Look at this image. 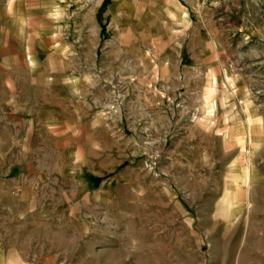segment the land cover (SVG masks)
Instances as JSON below:
<instances>
[{"label":"rangeland","instance_id":"obj_1","mask_svg":"<svg viewBox=\"0 0 264 264\" xmlns=\"http://www.w3.org/2000/svg\"><path fill=\"white\" fill-rule=\"evenodd\" d=\"M3 153L0 264H264V0H0Z\"/></svg>","mask_w":264,"mask_h":264},{"label":"crops","instance_id":"obj_2","mask_svg":"<svg viewBox=\"0 0 264 264\" xmlns=\"http://www.w3.org/2000/svg\"><path fill=\"white\" fill-rule=\"evenodd\" d=\"M102 29V26L101 28ZM35 55V54H34ZM71 95L68 96V94L65 93H59L57 90L48 88L44 89L41 92V97L37 98V96H34L32 99V105L30 106L31 108H35L36 102L42 104V107L49 111H54V110H61L62 112H66L68 115H71V117H65L61 119L54 120L52 118H49L47 121H94L90 120V118H85L87 113H83L82 109L80 107L82 99H84L86 96L84 93L81 92V90L78 89V87H73V91L71 92ZM28 107V108H30ZM0 157L5 158V157H11V154H1ZM24 164L22 163H15L12 162L11 160L9 161V167H5L4 169H0V189L5 190L6 187H10L11 189H14L12 186V181L10 179L18 177H25L27 174L24 168ZM22 181V180H21ZM26 182V181H25ZM8 184V186H7ZM22 186L23 188H20ZM29 186H26L24 184V181L22 185H15V188L18 189H28Z\"/></svg>","mask_w":264,"mask_h":264},{"label":"bare ground","instance_id":"obj_3","mask_svg":"<svg viewBox=\"0 0 264 264\" xmlns=\"http://www.w3.org/2000/svg\"><path fill=\"white\" fill-rule=\"evenodd\" d=\"M212 81L213 80H210V86H209V90H208V94H207V97H206V99H207V103H208V108H210V109H212V108H214L215 107V103H214V91H215V84H214V82L212 83ZM207 109V108H206ZM208 116L209 117H211V114H208ZM208 119V121H211V119H209V118H207ZM226 135V134H225ZM227 137V139H229V140H232L233 139V137H231V136H225V138ZM239 141H241L242 142V147H241V153L242 154H244V151H245V148H244V143H245V141L243 140V139H240ZM243 176H244V179H243V181L244 182H246L247 180H251L252 179V172H251V170H247V168L245 167V170H244V174H243ZM243 196V194L242 195H240V198ZM240 198H237V197H234V201L236 200H238V199H240ZM231 204V202H230V199L229 200H227L225 203H224V206L225 205H230ZM234 205V204H233Z\"/></svg>","mask_w":264,"mask_h":264}]
</instances>
